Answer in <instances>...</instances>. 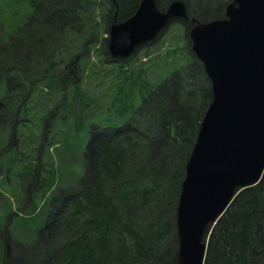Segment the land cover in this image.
<instances>
[{"label":"trees","instance_id":"16d2710c","mask_svg":"<svg viewBox=\"0 0 264 264\" xmlns=\"http://www.w3.org/2000/svg\"><path fill=\"white\" fill-rule=\"evenodd\" d=\"M138 1L110 0L102 13L104 32L116 9L124 18ZM169 1L156 0L159 7ZM228 1L196 0L190 6L186 0L187 13L200 21L221 17ZM102 2L0 0V142L5 143L0 156L21 171L22 176L15 175L16 193L22 194L15 198L17 211L25 210V218L44 212L43 222L38 225L35 218L27 232L19 229L23 213L8 226L15 205L0 191L7 197L0 264H176L180 183L211 99L203 66L189 48L172 49L175 54L167 59L156 56L172 60L176 69L122 124L91 125L83 172L75 182L57 181L51 166L53 156L69 162V152L81 145L76 138L84 136L77 134L82 117L98 107L89 83L82 88L78 77L71 80L66 71L78 69L95 46ZM130 58L114 59L123 81L111 87L114 91L108 89L110 104L104 105L109 109L125 84L136 81L122 69ZM100 90L103 96L106 86ZM20 140L28 146L29 159L23 163ZM205 238L204 264H264V172L256 184L237 192Z\"/></svg>","mask_w":264,"mask_h":264},{"label":"water","instance_id":"95a60500","mask_svg":"<svg viewBox=\"0 0 264 264\" xmlns=\"http://www.w3.org/2000/svg\"><path fill=\"white\" fill-rule=\"evenodd\" d=\"M176 19L190 20V49L211 88L177 198L176 264H204L206 234L264 172V0H230L223 16L206 21L190 18L183 0L163 9L139 0L124 19L114 11L110 56L128 57Z\"/></svg>","mask_w":264,"mask_h":264},{"label":"rangeland","instance_id":"374dc122","mask_svg":"<svg viewBox=\"0 0 264 264\" xmlns=\"http://www.w3.org/2000/svg\"><path fill=\"white\" fill-rule=\"evenodd\" d=\"M183 1L186 4V0ZM192 1L196 2V0H190V6H192ZM110 4V0H103L101 6L97 8L95 19L100 23L101 26L98 37L96 38L95 46L90 48L88 58H86V61L85 59H81L82 62L78 69L75 66L71 72V69H67L66 71L68 72V76H70L71 80L78 77L76 83L80 82L82 88H84L85 84L88 82L89 84L86 85V87H88L89 91H92V94L90 95H93L94 92H96V95L93 96L99 97V101L95 103V105L98 107L90 111V113H86V117H82L83 125L81 126V122L77 127V134L82 131L84 136L80 134L76 138L75 142L77 144L81 143V145L79 149H74L73 152H69L71 157L69 162L62 158L58 159L55 156L52 157L53 163L51 166L56 169V180L62 181L63 183L75 182L80 177L79 175L83 172L84 165L82 163V154L90 137L89 128L91 125L97 124L100 126H105L122 124V122L129 116L131 109L135 108L141 103L143 97L147 96L151 88L163 81L168 75L171 74L173 70L176 69L172 64V60H158L156 56H160L162 58L165 57L167 59L172 54L180 53L181 47L189 48L190 50V39L188 36L187 23L180 20H175L169 23L160 32L155 40L150 42V44H144L138 47L132 53L130 60L124 63L122 69L127 70L125 72L127 76L130 75V77H136V81L134 84H125L123 88V95L117 96L115 105H112L113 107L109 109L106 105H104L110 104L108 101L109 97L107 96L108 89L111 87L113 88L114 84L123 81V79L120 77L121 74H119L116 69L118 65L117 63L119 62H115L106 50L107 40H105V36L107 37V32H104V26L102 25V13L105 12L106 7L110 6ZM159 8L163 9L164 7ZM126 17L127 16L124 18ZM172 49H176L177 51L174 53L172 52ZM191 54L194 56L192 52ZM179 56H181V54H179ZM85 63L88 65L87 70L89 76L88 74L84 75V70L86 68ZM94 71L95 73L97 72V74H95ZM80 72H83V75L80 74ZM90 73L92 75H90ZM101 86H106V92L103 96H99L101 92L100 88H102ZM112 88L111 92L114 91ZM23 139L27 141V135L24 136ZM4 145V142H0V153H2ZM18 145H21L20 149L23 150V153L20 155L21 162L23 163L28 161V146H26L25 142H21V140L18 141ZM13 156L14 154L12 157ZM5 163L6 160L0 156V167L2 168V171H4L3 173L0 170V178H2L0 179V186H3V189L5 190L2 191L0 187V191L3 194L6 193V196L10 199L11 203L15 205L12 209L14 210L13 213L16 212L6 219L5 224L8 226L9 224L10 226H13L14 219L18 217L20 213H23V219L18 221L19 229L21 232H24V230L27 232L28 225H34L36 223V219L38 225L43 222L44 212L42 211L43 209H41L40 212L38 211V213L36 211L34 212V218H25V210L17 211L15 198L16 196L18 197L19 193H16L17 181H15V175H22H20L21 171L19 172L15 167ZM17 163L18 158L15 164ZM3 194L0 195V198L4 197ZM19 196H22V194ZM7 197L0 199V205L3 206L0 207V222L2 223H4L2 216L4 215L3 210L4 206L6 205V202L4 201L7 199ZM2 201L4 202V205ZM27 201H29L27 197L24 200L21 198L19 202L20 206H25Z\"/></svg>","mask_w":264,"mask_h":264}]
</instances>
